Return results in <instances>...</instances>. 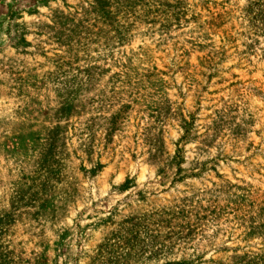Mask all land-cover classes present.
<instances>
[{"label":"rangeland","instance_id":"1","mask_svg":"<svg viewBox=\"0 0 264 264\" xmlns=\"http://www.w3.org/2000/svg\"><path fill=\"white\" fill-rule=\"evenodd\" d=\"M0 264H264V0H0Z\"/></svg>","mask_w":264,"mask_h":264}]
</instances>
